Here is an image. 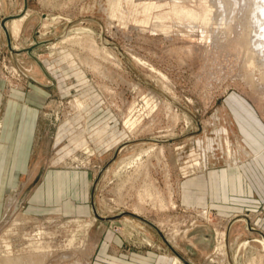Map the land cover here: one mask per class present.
<instances>
[{
  "label": "rangeland",
  "instance_id": "rangeland-1",
  "mask_svg": "<svg viewBox=\"0 0 264 264\" xmlns=\"http://www.w3.org/2000/svg\"><path fill=\"white\" fill-rule=\"evenodd\" d=\"M23 1L0 0V24L19 15ZM216 1L234 6L226 15H219L217 3L211 0H27L28 15L18 39L11 44L18 52L10 50V41L0 27V118L7 100L9 106L15 105L9 96L13 91L23 95L37 91L35 101L27 103L39 111L40 143H49L40 172L52 166L85 172L92 194L82 210L71 211L65 206L61 211L37 213L25 209L40 177L28 185L23 200L15 195L17 189L1 194L0 264L8 256L31 254L41 258V264L93 262L94 245L107 229L126 245L141 248L148 245L142 234L154 232L147 226V221L155 226L152 219L164 220V234L182 258L194 264H248L253 259V264H264L260 245L244 243L259 236L245 228L243 233L238 227V232L229 235L227 263L218 262L214 230H222L231 216L218 218L212 208L206 221L195 211L202 207L191 205L193 199L182 196L187 180L203 179L205 161L225 163L221 130L231 125L239 133L228 102L245 103L264 125V93L244 80L240 49L231 35L226 37L219 29L232 12L233 26L242 24L247 13L251 20H264V0ZM149 3L158 7L145 16L142 7ZM174 5L209 19L205 28L212 31L207 34L210 38L203 39L198 29L188 33L170 18ZM159 14L167 16L160 24L168 30L152 27ZM78 35L83 36L80 44L69 41L53 47ZM86 38L94 41L99 51H93ZM254 47L260 50V42ZM150 92L160 99L154 108L152 100L150 106L145 104L144 97ZM166 102L177 119L172 118ZM130 106L133 128L124 125ZM61 124V140L54 144ZM157 148L162 151L159 155ZM133 159L127 166L122 163ZM137 161L147 167L163 193H172L174 208L158 211L145 205L141 216L132 212L134 189L140 187L144 169L139 165L135 170ZM197 162L200 170L194 167ZM125 181L128 183L123 184ZM262 183L264 190V180ZM91 201L97 214L90 208ZM109 219L131 221L122 224ZM246 219L248 227L261 230L263 238L264 226H252L254 217L253 221L248 215ZM158 232L162 243L157 245L165 250L168 241Z\"/></svg>",
  "mask_w": 264,
  "mask_h": 264
},
{
  "label": "crops",
  "instance_id": "crops-1",
  "mask_svg": "<svg viewBox=\"0 0 264 264\" xmlns=\"http://www.w3.org/2000/svg\"><path fill=\"white\" fill-rule=\"evenodd\" d=\"M38 94L37 91L28 95L17 91L9 94L15 105L9 106L8 101L0 133V195L17 189L15 195L23 200L27 197L28 185L33 179L40 177V183L27 199V212L61 211L65 206V209L71 211L82 210L91 194L85 172L64 167L59 169L57 166L47 167L43 173L40 172V165L49 143H40L42 127L39 123V111L32 109L27 103L38 97ZM228 103L239 131L237 134L231 125L229 129L226 128L232 155H226L225 146V151H221L222 157L226 155L224 165H213L214 162L205 161L201 172L203 179L187 180L183 185L182 196L184 199L192 198L191 205H202L209 211L213 208L216 213L234 216L233 219L236 220L230 225L229 233L232 227L235 232L239 231L236 230L238 227L244 233L247 215L257 219L254 220V226H264V125L245 103ZM47 129L46 126L45 132ZM237 145L243 151H238ZM244 151L252 155L250 159L245 158L242 154ZM211 158L214 159V156ZM239 160L243 162L240 166L236 164ZM25 176L27 181L20 182ZM89 204L94 210L92 201ZM241 216L245 219H237ZM258 231L261 232L258 229L255 233L260 237ZM155 232H145L152 246L145 245L134 249L109 229L104 230L94 245L93 262L89 264H172L174 256L182 258L175 248L168 245H165V250L160 248L157 243H162V236L158 231ZM250 241H253V238Z\"/></svg>",
  "mask_w": 264,
  "mask_h": 264
},
{
  "label": "bare ground",
  "instance_id": "bare-ground-1",
  "mask_svg": "<svg viewBox=\"0 0 264 264\" xmlns=\"http://www.w3.org/2000/svg\"><path fill=\"white\" fill-rule=\"evenodd\" d=\"M211 1L217 3L216 0H211ZM216 5L219 7V11H218L219 15L221 13L226 15L228 10L231 9L234 6V4H229V3H225V4H218L217 3ZM157 7L158 6L155 3L146 4L145 6L142 7V13L145 14V16H146V14H149L152 9L157 8ZM26 8H27V0H24L23 1V10L21 11V13L19 15H17V16L10 17L11 19H9L8 21L7 20L4 21V26H2L0 24L1 30L9 38V41H10L9 42V47H10V50L12 52H18L19 51L18 49L17 50L13 49L11 44L13 43V41L18 39V37H19V35L21 33L22 24H23L25 18L28 15V12H29V11L25 12ZM170 14H171L170 18L174 19L175 22H177L178 25H183L186 28V30L188 31V33H193V31L198 29L199 32H200L199 34L202 35L203 39L206 38V37L210 38L208 35H211L210 33L212 31H210L211 29L205 28V26H207L208 23H209V19H207L206 17H198V15L195 13L194 10L185 9V8H182V7H177L175 5L171 8V13ZM228 14L230 15V17L227 18V19H223L222 23H220L221 27L219 29H221V31H223V34L226 35V37L227 36L228 37L232 36L231 38L234 39V41L236 42L237 49L238 50L240 49L239 51H240V54L242 56L243 66H244V69H245V75L243 76L244 80L250 86L255 87L256 89H258L260 87L261 91H263V93H264V54L261 53L262 49L264 50V30L260 29V26H261V24L263 23L264 20H262V19L251 20L249 14L247 13L242 24L238 23L237 25L233 26L232 22H233L234 19L232 18V15H234V13L232 12V13H228ZM165 17H167V16H165L163 14H159L157 16H154V19H156L157 22L154 23L152 27H154V28L156 27L159 30H163V29L164 30H168L169 27H164L162 24H160V23H162V21L164 20ZM143 21L145 22L144 19H143ZM196 24H200V26L197 27V26H195ZM43 28H45V26ZM87 34H89V33H87ZM201 35H200V37H201ZM78 36L79 37H76L73 40H72V38H71V40L67 38L65 41H62L61 43L53 45V47L57 48L58 45H61V44L65 43V42H69V41H73L74 44H80V42L83 40V36L82 37H80V35H78ZM208 38H206V39H208ZM85 41H87L90 44L89 46H90V48L93 51L96 52L98 50L93 44L94 41H92V40H90L88 38H86ZM255 42H260V46H261L260 50H256V48L254 47V43ZM104 55L108 56L107 54H105V52H104ZM156 98L157 97H155L154 94H152V92H150L148 97H146V96L144 97L145 104L147 106H150V102L149 101L152 100L151 101V103H153L152 108L156 107L158 105L157 104L158 100H160V99L157 100ZM7 104H8V100L4 104V110L5 111H6V108H7ZM0 105H1V98H0ZM165 105H166V107H168L170 109L171 116L175 120V118H176L175 114H177V113H174L173 111H171L172 107H170V105L168 103L165 104ZM132 110H133V106H130L129 107V113H128L129 116H127L125 121H124V125H126L128 128H133L134 127V123H135L134 119L132 118V116H133L132 115ZM4 117H5V114H4V116L2 118H0V133L2 131ZM63 129H64V124H61L60 127L57 129V136H56V139L54 141V144L58 143L61 140V137H62L61 134L64 131ZM221 132L223 133L222 135L225 136V146H226V153H227L226 155L231 157L232 149H231L228 129L223 127ZM208 143H211V141L210 142L208 141ZM209 145L210 144H208V147H209ZM236 147H237L238 151H239V149H241V147L239 145H237ZM210 150H211V148H210ZM241 151H243V150L241 149ZM161 152H162L161 148H157L155 153H156V155H159V153H161ZM242 154L245 156L246 159H250L251 156H252V155L248 154L246 151H244ZM134 162H135V160L133 159V160H128L127 162L125 160L122 163L127 166L128 164L134 163ZM137 163H138V161H137ZM242 163L243 162H241L239 160L236 164L239 165V164H242ZM139 165H140V168L144 167L142 174H140V175H143V178H142V180H140L141 181V184L139 185L140 187L138 189H136V187H135V189H134V190H136V198H135V201H134V203L132 205V210H133L132 212L141 216L142 215L141 213L144 210V206L145 205H149V206H151V209L158 210V211H164L167 208H170V209L174 208L175 207V203H174V201L172 199V193L169 191L167 193L168 194V196H167V194L162 192V190L158 187L156 182L149 176L147 167L142 162H139L137 166L134 165L136 167V169H135L136 171L139 169V167H138ZM202 166H204V165H202ZM202 166H201V163H198V162L194 164V167H195L196 170L197 169L200 170L202 168ZM206 169H204V171H206ZM124 183H128V182L125 181V182H123V184ZM130 187L132 188L131 185H130ZM7 197H8V195H7ZM8 202H9V200H8ZM193 205L197 206V207H202V210L196 209L195 211L197 212V214L200 217L204 218V220L207 219L206 221H208L207 214H208V212H210L208 210V208L205 207V206H202V205H199V206L197 204H193ZM93 208H94V206H93ZM94 211H95V209H94ZM95 213H96V211H95ZM132 215H134V214H132ZM224 215H226V214L217 213L218 218H222V216H224ZM143 216H144V214H143ZM230 216L231 217H229L227 219V222L228 221H230V222L228 224H226L222 228V230H217L215 228L214 231H215L216 235H215L214 240H213L212 236H205V237H208V239L210 241L213 240L214 243H216V247H215L216 251L215 252L218 255H220V257L218 259V262H220V263H224V262L227 263V261H226V258H227L226 248L228 246L229 239H230L229 235H230L231 231L234 229V227H232L231 230H230V233H229L230 225L233 222L231 220L234 217L232 215H230ZM248 216L253 221V216L252 215H248ZM101 218H104V217H101ZM230 218H232V219L230 220ZM237 219H245V218H244V216H241L240 218H237ZM111 220H113V219H110L109 221H111ZM142 220L147 221V220H145L143 218H142ZM126 221H131V220H121L120 219L119 222L123 224ZM151 221H153V223L155 224L156 227L152 223H150L149 221H147L148 225L146 223H144L143 221L141 223L144 224V225L146 224L152 230H153V228H157L158 230H160L161 233L164 235V237L166 238V240L168 241V243L170 245L166 242L165 239H164V242H166L168 246H171L172 248H174L175 246L173 247V245L171 244L170 240L164 234V231H163V228H162L163 227L162 223H164V220H162V223L161 222H157V221L155 222L153 219ZM247 222L248 221H246V229H248L249 231L254 232V233L257 232L255 230L251 229L250 227H248V223ZM176 224H178V223H176ZM176 224H175V226H176ZM149 225L152 226L153 228L150 227ZM252 226H254V222H253ZM130 227H132V226H130ZM173 229H172V231H173ZM154 232H155V229H154ZM142 235L144 236L145 242L148 245H151L150 239L147 237V235L145 233H143ZM259 235H261V234L259 233ZM253 241L258 243L260 245V247L264 250V237L263 238H261V237L253 238ZM248 242H250V240H245L244 243L246 244ZM217 257L218 256H216V258ZM213 259H214V257H213ZM250 260H251V258H250ZM253 260L248 261L249 262L248 264H253V262H254ZM185 261L188 262L189 264H191L189 261H187V260H185ZM2 264H41V258H37L35 255H32V254L31 255L18 256V257L8 256V257L4 258ZM72 264H89V263L88 262L85 263L84 261L81 262V261H77L76 260ZM172 264H184V262L179 257L174 256L172 258Z\"/></svg>",
  "mask_w": 264,
  "mask_h": 264
},
{
  "label": "water",
  "instance_id": "water-1",
  "mask_svg": "<svg viewBox=\"0 0 264 264\" xmlns=\"http://www.w3.org/2000/svg\"><path fill=\"white\" fill-rule=\"evenodd\" d=\"M8 18H5V19H3L2 21H1V25L2 26H4V21H6ZM7 39L9 40V38H8V36H7ZM130 215H132V214H130ZM95 216L97 217V218H99V219H102V218H100L98 215H96L95 214ZM117 217H119V216H116V217H114V218H117ZM110 220V219H109ZM179 258L184 262V264H189L188 262H186L183 258H181L180 256H179Z\"/></svg>",
  "mask_w": 264,
  "mask_h": 264
}]
</instances>
